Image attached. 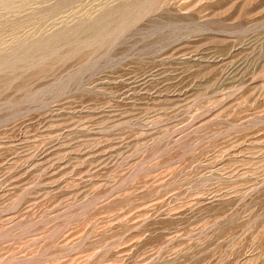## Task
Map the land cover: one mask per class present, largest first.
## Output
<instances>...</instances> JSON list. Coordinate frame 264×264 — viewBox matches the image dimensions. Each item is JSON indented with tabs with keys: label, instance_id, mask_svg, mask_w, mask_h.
<instances>
[{
	"label": "rangeland",
	"instance_id": "374dc122",
	"mask_svg": "<svg viewBox=\"0 0 264 264\" xmlns=\"http://www.w3.org/2000/svg\"><path fill=\"white\" fill-rule=\"evenodd\" d=\"M0 264H264V0H0Z\"/></svg>",
	"mask_w": 264,
	"mask_h": 264
}]
</instances>
